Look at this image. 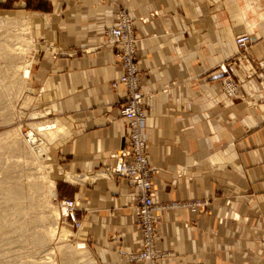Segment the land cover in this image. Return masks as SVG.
<instances>
[{
	"label": "crops",
	"instance_id": "crops-1",
	"mask_svg": "<svg viewBox=\"0 0 264 264\" xmlns=\"http://www.w3.org/2000/svg\"><path fill=\"white\" fill-rule=\"evenodd\" d=\"M47 1L37 8L52 17L35 76L43 110L66 134L54 147L63 169L88 174L128 146L121 85H108L118 59L103 42L123 6L138 40L152 202L207 201L204 212L155 209L161 256L131 260L135 189L118 176L79 177L70 187L79 227L67 222L56 264H264V72L252 65L264 58V0ZM242 31L251 41L233 57ZM227 59L238 80L231 96L216 79Z\"/></svg>",
	"mask_w": 264,
	"mask_h": 264
},
{
	"label": "rangeland",
	"instance_id": "rangeland-1",
	"mask_svg": "<svg viewBox=\"0 0 264 264\" xmlns=\"http://www.w3.org/2000/svg\"><path fill=\"white\" fill-rule=\"evenodd\" d=\"M23 1L0 0V221L8 220L9 225L0 223V264H56V254L60 246L67 242L68 234L66 221L62 218L64 213L58 208L57 200L70 198L71 183L79 177L94 182L99 177L108 179L112 176L107 174V166L84 173L86 175L68 172L56 159L54 147L66 134L58 135L61 129L52 123L56 120L43 110L42 88L37 85L35 76L52 17L47 10L39 11L37 8L47 9L50 3L47 0ZM120 7H114L115 20ZM6 33L9 37L5 41ZM2 44L8 48H5L9 52L6 57L1 56ZM226 61L225 70L216 79L222 87L219 80L228 74L235 80L238 89V80L228 70L229 59ZM27 64L28 74L26 79H22L20 68ZM252 65L257 71L264 72V67L257 61ZM8 71L15 75L10 91L6 89ZM44 123L56 126L50 133L35 129ZM28 133L33 134L34 143H27ZM99 172L102 174L99 175ZM9 187L20 191L19 199L6 197L3 189ZM23 223L27 225L25 230L17 228Z\"/></svg>",
	"mask_w": 264,
	"mask_h": 264
},
{
	"label": "built area",
	"instance_id": "built-area-1",
	"mask_svg": "<svg viewBox=\"0 0 264 264\" xmlns=\"http://www.w3.org/2000/svg\"><path fill=\"white\" fill-rule=\"evenodd\" d=\"M117 17L113 24L105 29L103 42L115 48L120 73L111 79L108 84L116 88L121 85L119 95V111L124 118L126 128L125 137L128 146L112 150L108 156L115 161L105 169L109 176H118L126 179L127 183L135 189L136 201L135 218L138 225V249L129 254L131 260L152 261L161 256L156 250L154 240L155 209H196L204 212L207 201L192 198L187 200H173L154 204L151 197L150 178L153 167L149 166L145 149V100L144 92L140 89L138 58L136 56L137 37L134 32L131 17L123 6L118 8ZM154 13V12H150ZM236 52L233 57H238L245 52L251 41L249 33L238 32L233 36ZM226 63V62H225ZM257 64L264 67V58L257 60ZM225 70V64H222ZM219 82L227 96L235 95L237 84L230 75L224 74ZM57 206L64 210V221H71L75 228L79 221L75 219V205L71 198H60Z\"/></svg>",
	"mask_w": 264,
	"mask_h": 264
},
{
	"label": "bare ground",
	"instance_id": "bare-ground-1",
	"mask_svg": "<svg viewBox=\"0 0 264 264\" xmlns=\"http://www.w3.org/2000/svg\"><path fill=\"white\" fill-rule=\"evenodd\" d=\"M7 22V21H6ZM1 23V22H0ZM7 25V24H6ZM21 25V24H20ZM4 36V35H3ZM8 34L6 33V35L4 36V40L5 39H8ZM6 41V40H5ZM5 45V44H4ZM3 44L1 45L3 48L1 49V50H3V52H1V56H7V53L9 54V52L5 49V48H7V45H6V47L4 46ZM8 49V48H7ZM4 53V54H3ZM3 54V55H2ZM29 67V65L27 64L26 66H23V68H20V70H21V77H22V79H26V77H27V74H28V68ZM12 69V68H11ZM8 70H10V69H8ZM15 70V69H14ZM13 70V71H14ZM19 70V71H20ZM14 73V72H13ZM12 72H10V71H8V72H6V79H7V82H6V89L7 90H9L10 91V89L12 90V86L14 85V77H15V75L13 74ZM22 74H23V76H22ZM5 76V75H4ZM15 82H17V81H15ZM20 84L22 85V81L20 80ZM15 89V88H14ZM3 93H4V91H3ZM2 94V92L0 91V95ZM2 99V97L0 96V100ZM35 129H37V131H48V133H50V130L51 129H53V125L52 124H50V123H44V124H41V125H37V127L35 128ZM28 137H29V139L27 140L28 142L27 143H29V144H31V143H34V136H33V134L32 133H28ZM35 143H37L36 142V138H35ZM16 146V145H15ZM33 149V148H32ZM40 150V149H39ZM42 151V150H41ZM40 151V152H41ZM34 188H36V185H34L33 186ZM51 187L53 188V183H52V185H51ZM3 191L5 192V194H6V197H8V198H11L12 200H17V199H19L20 198V191L16 188V187H9V188H4L3 189ZM3 192V193H4ZM5 201V200H4ZM7 203V202H6ZM1 205V204H0ZM1 207V206H0ZM19 212V211H18ZM61 212H63L64 213V210L62 209L61 210ZM3 213V212H2ZM65 214V213H64ZM64 214H62V218L64 219ZM1 215V214H0ZM1 217V216H0ZM2 218V217H1ZM10 222V221H9ZM0 223L2 224H5L6 226H9L8 225V220H1L0 221ZM26 224L25 223H23V224H19V225H17V228H22L23 230H25L26 229ZM21 229V230H22ZM66 234V233H65ZM2 263V262H1ZM4 263V262H3ZM52 263H54V262H52Z\"/></svg>",
	"mask_w": 264,
	"mask_h": 264
}]
</instances>
